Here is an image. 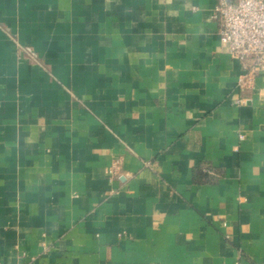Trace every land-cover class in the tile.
<instances>
[{
    "label": "crops",
    "instance_id": "0c3cea01",
    "mask_svg": "<svg viewBox=\"0 0 264 264\" xmlns=\"http://www.w3.org/2000/svg\"><path fill=\"white\" fill-rule=\"evenodd\" d=\"M221 1L0 0V264H264V71L237 87Z\"/></svg>",
    "mask_w": 264,
    "mask_h": 264
},
{
    "label": "built area",
    "instance_id": "2783aa9c",
    "mask_svg": "<svg viewBox=\"0 0 264 264\" xmlns=\"http://www.w3.org/2000/svg\"><path fill=\"white\" fill-rule=\"evenodd\" d=\"M215 18L222 45L232 58L245 65L237 85L243 90L264 71V0H223L216 6Z\"/></svg>",
    "mask_w": 264,
    "mask_h": 264
}]
</instances>
